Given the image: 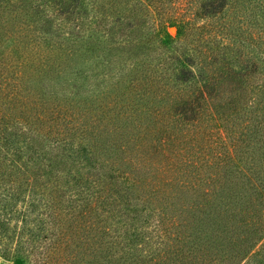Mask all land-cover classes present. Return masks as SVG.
<instances>
[{
  "label": "trees",
  "instance_id": "trees-1",
  "mask_svg": "<svg viewBox=\"0 0 264 264\" xmlns=\"http://www.w3.org/2000/svg\"><path fill=\"white\" fill-rule=\"evenodd\" d=\"M23 1L108 27L98 0ZM100 1L120 12L111 44L48 37L0 72V259L264 264V0ZM75 54L101 58L77 112L79 74L58 62Z\"/></svg>",
  "mask_w": 264,
  "mask_h": 264
},
{
  "label": "rangeland",
  "instance_id": "rangeland-1",
  "mask_svg": "<svg viewBox=\"0 0 264 264\" xmlns=\"http://www.w3.org/2000/svg\"><path fill=\"white\" fill-rule=\"evenodd\" d=\"M97 1V0H96ZM26 3V4H25ZM29 1L25 2L23 0H0V72L3 69H8V75H12L11 71L13 70L14 64L17 60H23L26 64V68L29 65V62H32V57L34 52L43 53V50L41 48L43 41L51 37V44L53 43H61V45L68 47V48H76L77 53L81 52L82 55L84 53V44L85 39H70V37H67V34H79L80 32L83 34L92 35V37H100L102 41H105L106 44H111L113 40L107 35H109V23L108 21L110 18L114 16H120L114 9H110L111 15H108L109 13V4L106 1H100L98 0V10H100V7H102V11H104V14L100 16L102 19H106L105 23L108 24V27H95L94 24L90 25L89 27L87 25H81L79 27V30L77 31L73 26L70 24H64L61 22V20L56 19L53 15H50V10L43 14H36V16H33L34 11L32 10L31 3ZM25 4V5H24ZM119 9V8H118ZM46 20V25H44ZM168 33L172 36L175 35V29L169 27ZM95 31V32H91ZM100 32V33H98ZM64 33V34H63ZM60 38L57 39L55 36H59ZM63 36L67 38V40L63 39ZM60 46V45H59ZM104 47H113V46H107ZM116 47V46H115ZM53 47V52H56ZM52 53V52H51ZM120 51V55H121ZM118 54V53H114ZM79 55V54H78ZM77 54L71 58H67L66 56L62 58L64 61H58L62 63L60 65L61 68L67 67L69 65L74 67L73 71H77V75L79 74V79L77 80L76 84L79 87H82L79 89V95H77V98L74 100V104L76 105V108L74 110L77 112L78 109H80L85 104H88L86 102L85 97H81V94L85 90H87L86 95L90 98L94 96L93 93L89 92V82H90V76L91 70L93 68L101 63V58L97 59H90V60H84L83 58H79ZM81 56V55H79ZM118 56V55H117ZM35 59L38 57H34ZM40 58V57H39ZM107 59V58H106ZM59 63H56L58 65ZM25 74V81L27 78H30L31 73L29 71H26L24 69ZM74 75V74H73ZM68 75L64 76L65 79ZM59 83V82H58ZM85 87V88H84ZM102 86H99V88ZM108 84H105V88L108 89ZM7 89H5L6 91ZM81 90L83 91L81 93ZM72 91V90H71ZM24 93H27L26 91ZM1 94L3 92L1 91ZM65 94H60L59 100L61 101ZM86 96V97H87ZM73 97V96H70ZM80 98V99H79ZM79 99V100H78ZM78 100V101H77ZM13 103V102H12ZM91 104V103H90ZM19 103L12 104L13 110L15 114H19L18 106ZM17 106V107H16ZM87 106V105H86ZM16 107V108H15ZM15 108V109H14ZM97 108V107H96ZM98 109V108H97ZM12 112V111H11ZM13 113V112H12ZM22 113V110H21ZM12 115L11 113H9ZM17 116V115H16ZM126 153V152H125ZM167 196V195H165ZM161 201L163 198L160 199ZM181 202H190L194 203V200H181ZM161 207H166L165 209L169 214H173L176 219L179 222H184L183 218L186 215L185 208L180 207V203L176 199H171L168 201V203H162L160 204ZM178 216H180L178 218ZM191 216L189 215L188 218ZM0 264H4V262L0 259Z\"/></svg>",
  "mask_w": 264,
  "mask_h": 264
}]
</instances>
